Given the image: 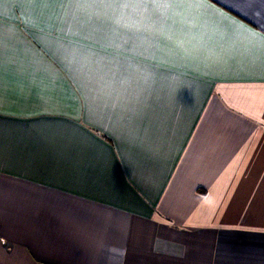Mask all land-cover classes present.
Listing matches in <instances>:
<instances>
[{"label":"crops","instance_id":"1","mask_svg":"<svg viewBox=\"0 0 264 264\" xmlns=\"http://www.w3.org/2000/svg\"><path fill=\"white\" fill-rule=\"evenodd\" d=\"M260 36L264 0H0V264H264Z\"/></svg>","mask_w":264,"mask_h":264},{"label":"snow or ice","instance_id":"2","mask_svg":"<svg viewBox=\"0 0 264 264\" xmlns=\"http://www.w3.org/2000/svg\"><path fill=\"white\" fill-rule=\"evenodd\" d=\"M101 2H102V0H101ZM238 2H239L240 4H245V3H248L249 0H238ZM237 10H239V9H237ZM238 27L243 28L242 25H238ZM246 31H247L250 35H252V36H257V34L254 33V32H252L251 30H246ZM259 39H260V41L262 42V44H264V36H260Z\"/></svg>","mask_w":264,"mask_h":264}]
</instances>
